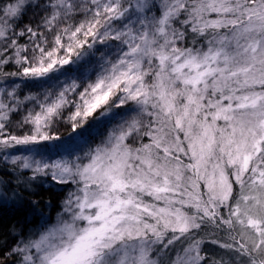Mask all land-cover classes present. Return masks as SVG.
<instances>
[{
  "label": "snow or ice",
  "instance_id": "1",
  "mask_svg": "<svg viewBox=\"0 0 264 264\" xmlns=\"http://www.w3.org/2000/svg\"><path fill=\"white\" fill-rule=\"evenodd\" d=\"M24 4L2 9L0 74L47 80L108 48L68 122L75 131L97 109L93 119L124 105L148 120L125 122L74 160L14 157L33 178L75 189L56 223L0 264H264V0H39L29 7L42 9L43 31L17 32ZM10 64L21 71L3 72ZM75 87L46 93L17 122L27 129L19 136L6 128L18 105L7 93L0 146L59 139L54 119ZM134 133L148 142L132 147ZM208 243L230 259L207 253Z\"/></svg>",
  "mask_w": 264,
  "mask_h": 264
},
{
  "label": "rangeland",
  "instance_id": "2",
  "mask_svg": "<svg viewBox=\"0 0 264 264\" xmlns=\"http://www.w3.org/2000/svg\"><path fill=\"white\" fill-rule=\"evenodd\" d=\"M16 2L17 0H0V16L3 15V11H2L3 8L7 7L9 4H15ZM81 2H86V0H81ZM29 3L35 5L39 3V0H25L23 9ZM132 3L135 4L136 0H132ZM37 9L40 14L38 16V20H35L34 18H31L29 16L23 19L19 17L20 16L19 15L14 19V23L11 24L12 29L18 32L24 29L25 27L30 26L38 32L42 31L36 25V22H40L42 9L40 8ZM132 11L133 10L130 9L129 14H131ZM148 14L149 15L155 14V9H153L152 12ZM132 18L133 20H135L137 17L133 15ZM81 19H83V16L78 15L75 20L68 21V23L75 24L76 22H78V20ZM45 35H49V34L45 32ZM18 39L21 44L27 42L25 38H18ZM109 51L110 50L108 48H101L100 51H96L95 49H93V52L95 53L94 56L91 55L89 59L86 60L84 59L79 62L84 67V71L81 74L78 73L73 75L70 74L69 73L70 65L64 66L62 74L58 75V77L53 76L50 79L42 80V81L28 80L19 75L13 76L11 80H3L2 79L3 77H1V75L3 74H1L0 100H3L5 103H11V100L6 95L9 92H15L18 99V105L15 111L9 114L11 123H15L22 120V118L25 115H27L28 110L39 111V107L37 105L43 102V98L46 93L50 92L53 94V96H55L60 91H63L65 88H68L74 82L76 85L75 91L69 90L66 93V98L69 101V103L68 106L63 108L61 111L65 113V115H63V117H66L65 122L67 124H71L68 122L67 117L76 111L74 105L76 102H79L78 94L82 92L88 86V84L94 83L96 81L97 75L100 73L101 70V65L103 64V61L101 60V56L106 55ZM111 58L112 57H109V59ZM13 65L14 66L11 68V71L18 69L15 73H19L21 71L20 67L15 64ZM6 66L8 65H5L3 67V71H6L4 70ZM31 96H34L36 99L35 100L25 99V97H31ZM51 99L52 96L49 97V100ZM114 99H115L114 97L110 98V103ZM103 110H104L103 108L99 110L98 116L100 115V112ZM134 118L140 120L141 124L146 123L148 120L146 116L140 115L138 112L131 110L129 105H124L118 108H113L109 116L99 119V125L104 124L106 128H102L100 126L99 129H97V131L95 132L92 131L91 129H87L85 131L79 132L78 130L80 128L78 127L75 131H73L72 129L70 131H67L64 135H60V131L57 130V119H54L52 131L55 132V134L59 137V139L50 141L51 145L49 151H43L39 145H35L32 147L18 146L14 148H4L2 146L0 148H2L5 151H2L0 149V167L4 168V165H11V164H16L18 166L19 164L18 161L16 163H13V158L16 156H20L21 158L27 156L33 160L48 164H52L59 160H74L78 156L83 157L84 153L88 152L90 149H93L107 142L109 136L112 135L113 132L118 133V130L121 127L126 128L127 124L125 122H130ZM7 131L9 133L14 132L11 134L19 136V135H23L25 131H27V129H25L22 133L19 134L15 133L16 131H9L8 128ZM141 131H143V129H141ZM133 136L136 137V139L133 140V137H129L126 143H129L134 148L139 147L140 143L148 142L147 137L141 139L135 133L133 134ZM82 162H86V161H82ZM20 170L22 174L25 177H27L25 178V180L29 181L33 186H35L36 185L35 179L40 175H37L35 176V178H33L31 169L20 168ZM41 177L47 182L46 186L53 185V188H55L61 195L62 199L59 203V208L57 209V211L53 213L52 218L42 221L40 225L33 232L25 231L24 233H21L19 237H15L14 239L12 238V240H9L8 245L10 246V249L15 247L17 244H20L22 241H26V239L38 238L39 232L43 231L46 227H50L51 225L55 224L58 216L63 211V202L66 199L67 193L75 189L74 185H64L54 182L50 178V176H44L41 174ZM5 180L6 182L10 181L8 173ZM11 228H15V230H12V232L14 233L17 232L18 230V228L15 226H11ZM218 236L227 239V237H225V234L223 232L218 233ZM204 250L207 253L213 255L218 260L230 259V257H228L225 254V250L218 248L217 245L208 243L205 245ZM13 259H15V257H13Z\"/></svg>",
  "mask_w": 264,
  "mask_h": 264
},
{
  "label": "trees",
  "instance_id": "3",
  "mask_svg": "<svg viewBox=\"0 0 264 264\" xmlns=\"http://www.w3.org/2000/svg\"><path fill=\"white\" fill-rule=\"evenodd\" d=\"M29 4L22 10L19 17L24 19L29 16L38 20V16L40 15L38 9L36 7H29ZM39 24L40 22H36L37 26ZM39 29L43 31L42 28ZM90 57L91 54L86 57L85 60ZM13 66V64L6 66L4 68L6 71L3 72H16L18 69L11 71ZM83 71L84 67L81 63L78 65H70L69 73L72 75L76 73L81 74ZM1 77H3V80H11L13 76L6 77L1 75ZM99 110L100 109L93 113L92 117H98ZM63 115H65V113L61 112L59 119H57V130L60 131V135H64L67 131L73 129L71 124L65 122L66 117H63ZM92 117L84 122L82 128L79 127V132L87 129H91L95 132L100 126L106 128L104 124L99 125V119H93ZM6 128H8L9 131H16L19 133L25 130L18 128L17 122L6 124ZM38 145L43 151H49L51 142H41ZM0 149L5 151L2 148ZM7 173L10 178L8 182L5 180ZM25 178L27 177L22 174L20 168L16 164L4 165V168L0 167V258L3 257L5 252L11 250L8 245L9 240L19 237V235L25 231L33 232L42 221L52 218L53 213L59 208V203L62 199L59 192L53 188V185L46 186L47 182L41 175L35 179V186L25 180ZM11 226L17 227V232H12L15 228H11Z\"/></svg>",
  "mask_w": 264,
  "mask_h": 264
}]
</instances>
